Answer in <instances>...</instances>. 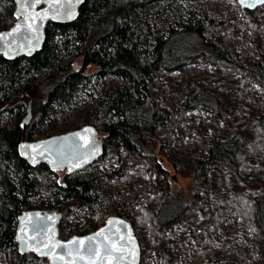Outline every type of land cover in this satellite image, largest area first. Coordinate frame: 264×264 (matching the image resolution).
Returning a JSON list of instances; mask_svg holds the SVG:
<instances>
[{"label": "trees", "instance_id": "trees-1", "mask_svg": "<svg viewBox=\"0 0 264 264\" xmlns=\"http://www.w3.org/2000/svg\"><path fill=\"white\" fill-rule=\"evenodd\" d=\"M187 1L190 0H83L73 21L47 23L38 52L14 60L0 56V264H47L44 259L16 251V217L25 209L60 210L57 228L61 238L86 233L110 215L122 217L135 229V220L127 210L117 207L108 211L105 199L98 194L118 172L127 174L131 165L121 161L118 167L100 174H66L50 171L43 164L29 166L19 157L17 145L22 135L33 141L70 130L55 128L49 114L66 105L77 90L88 87L92 76L101 80L112 74L121 79V84L111 93L95 87L93 105L83 112V124L95 129L102 145L101 157L86 168L117 159L121 152L154 156V135L169 126L171 116L156 108L148 81L160 70L173 71L197 56L231 61L224 49L203 39L202 32L211 20L195 9L162 17L166 26L161 33L157 27H150L148 19L157 12L153 5L160 4L167 11ZM12 7L11 0L0 2V29L13 21ZM58 48L64 53H59ZM238 65L257 76L264 89L263 65ZM28 101L31 111L37 114L23 130L20 115ZM182 104L186 108L205 106L216 112L214 97L202 91H191ZM3 114L10 120L13 117L10 124L2 122ZM45 122L49 127L44 126ZM241 151L234 136L218 139L205 158L193 164L188 193L203 194L202 187L211 170L223 182L227 172L237 178L233 160ZM33 196L43 200L32 206ZM183 204L178 189L168 192L154 211V227L178 218ZM78 209H82L83 216L77 226L69 215L73 213L74 219ZM252 216L264 232V203H256ZM136 238L140 245L137 235Z\"/></svg>", "mask_w": 264, "mask_h": 264}, {"label": "rangeland", "instance_id": "rangeland-1", "mask_svg": "<svg viewBox=\"0 0 264 264\" xmlns=\"http://www.w3.org/2000/svg\"><path fill=\"white\" fill-rule=\"evenodd\" d=\"M152 7L157 12L148 21L159 33L166 26L162 17L186 9L204 13L211 23L204 28L203 39L224 49L231 61L197 56L173 71L160 70L147 85L156 108L168 113L171 123L155 133V155L121 152L117 159L79 173H104L121 161L131 165L127 174L118 172L98 194L108 211L121 207L134 218L139 264H264V232L252 216L256 203H264V89L257 76L238 65L258 62L264 66V5L246 11L236 0H190L167 11L160 4ZM121 82L112 74L101 80L92 76L88 87L52 110L50 123L53 120L59 129L83 125V112L93 105L94 88L111 93ZM191 91L213 96L216 112L205 106L184 107L182 101ZM36 114L30 108L29 120ZM24 115L25 111L20 119ZM1 116L5 124L13 120ZM228 136H234L242 150L233 160L237 178L227 172L223 182L211 170L203 194H189L193 164L204 159L218 139ZM174 189L184 201L183 210L178 218L155 228L154 211ZM41 200L33 196L32 206ZM75 212L76 219L73 213L69 219L80 225L83 211Z\"/></svg>", "mask_w": 264, "mask_h": 264}, {"label": "water", "instance_id": "water-1", "mask_svg": "<svg viewBox=\"0 0 264 264\" xmlns=\"http://www.w3.org/2000/svg\"><path fill=\"white\" fill-rule=\"evenodd\" d=\"M11 1L13 21L0 29V56L6 60L30 57L38 52L44 43L47 23L73 21L83 2L40 0L39 4H32L29 0L28 4H22L18 0ZM236 3L247 11L264 5L260 0H236ZM29 119L28 101L25 115L20 121L23 130ZM17 152L29 166L43 164L50 171L74 174L101 157L102 145L95 129L90 124H83L33 141L25 140L22 135ZM60 218L61 211L58 209L21 211L14 228L17 253L31 254L44 259L47 264H139L136 235L130 223L122 217L110 215L95 229L67 238L58 236ZM89 238H93L91 244L98 249L95 255L87 251Z\"/></svg>", "mask_w": 264, "mask_h": 264}, {"label": "snow or ice", "instance_id": "snow-or-ice-1", "mask_svg": "<svg viewBox=\"0 0 264 264\" xmlns=\"http://www.w3.org/2000/svg\"><path fill=\"white\" fill-rule=\"evenodd\" d=\"M18 2H22V4H28L29 3V0H18ZM243 2V0H242ZM261 3H264V0H260ZM31 3L32 4H39L40 3V0H31ZM17 30H19V25L17 26ZM99 235V234H98ZM93 238H89V245H88V248H87V251L93 255L97 254L98 252V249L96 246H93L91 244V241H92ZM72 243H77L76 241H73ZM79 243L83 244L84 242L83 241H80ZM117 251H119V249H116ZM107 251V249H106ZM81 259H83V257H81Z\"/></svg>", "mask_w": 264, "mask_h": 264}, {"label": "flooded vegetation", "instance_id": "flooded-vegetation-1", "mask_svg": "<svg viewBox=\"0 0 264 264\" xmlns=\"http://www.w3.org/2000/svg\"><path fill=\"white\" fill-rule=\"evenodd\" d=\"M95 229V228H94ZM93 230V229H92ZM74 235V234H73ZM69 237V236H68ZM67 238V237H66Z\"/></svg>", "mask_w": 264, "mask_h": 264}]
</instances>
